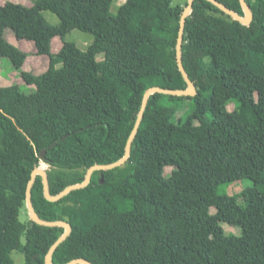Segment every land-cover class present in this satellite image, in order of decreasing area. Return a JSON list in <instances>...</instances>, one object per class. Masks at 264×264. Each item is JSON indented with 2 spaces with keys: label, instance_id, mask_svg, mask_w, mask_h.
I'll list each match as a JSON object with an SVG mask.
<instances>
[{
  "label": "trees",
  "instance_id": "1",
  "mask_svg": "<svg viewBox=\"0 0 264 264\" xmlns=\"http://www.w3.org/2000/svg\"><path fill=\"white\" fill-rule=\"evenodd\" d=\"M219 1L245 15L240 0ZM246 1L249 24L194 0L182 62L196 92L151 93L122 165L94 170L86 186L55 201L36 175L35 211L71 226L53 264H264V0ZM112 3L0 5V61L9 59V70L32 86L0 84V264H47L66 230L20 219L34 169L48 165L53 196L83 182L92 166L125 155L149 88L188 87L177 60L188 0H125L116 14ZM45 10L60 21L51 24ZM76 28L94 35L86 50L66 38ZM8 33L33 41L48 68L25 70L28 52ZM55 36L63 41L58 52ZM240 180L251 184L219 192Z\"/></svg>",
  "mask_w": 264,
  "mask_h": 264
},
{
  "label": "water",
  "instance_id": "2",
  "mask_svg": "<svg viewBox=\"0 0 264 264\" xmlns=\"http://www.w3.org/2000/svg\"><path fill=\"white\" fill-rule=\"evenodd\" d=\"M213 3H215L220 9H222L224 12H226L227 14L233 16L235 19L245 23V24H249L250 21L252 20V10L249 6V4L247 3L246 0H240L241 5L243 7L244 10V16L238 14L237 12L233 11L232 9H230L229 7H227L226 5H224L223 3H221L219 0H210ZM193 2L194 0H188V5L185 7L181 20H180V29H179V35H178V43H177V60H178V64L180 67V70L182 71L185 80L188 83V87L186 89H166V88H161V87H151L148 89V91L145 93L144 95V99H143V103H142V107L135 125V128L128 140L127 146H126V153L125 155L118 161L110 163V164H97L92 166L91 168H89L86 177L84 179L83 182L81 183H77V184H72L69 185L67 188H65L62 192H60L58 195H51L50 191H49V183H48V177H47V173L46 171L41 168L38 167L36 169L33 170L32 172V176L31 179L29 181L28 184V188H27V202L26 205L28 206L29 211L31 212V216L32 219L40 224H44V225H48V226H53V225H64L66 230L64 232V234L54 243V245L52 246V248L50 249L47 257H46V262L47 264H53L51 261L52 258V254L55 250V248L58 246V244L66 238V236L70 233L71 231V226L69 223L64 222V221H46L43 220L42 218H40V216L38 215V213L35 211L33 204H32V200H31V186L34 182V179L36 177L37 174H41L43 176V180H44V192H45V196L52 201L58 200L60 199L62 196H64L65 194H67L68 192H70L71 190L74 189H78V188H82L84 186H86L92 177V173L94 172V170L96 169H107V168H113L115 166L118 165H122L126 159L129 157L130 155V151H131V144H132V139L134 137V135L136 134V131L138 129V126L141 122L142 119V115L146 106V102L148 99V96L156 91H160V92H167V93H171V94H179V95H193L196 92L195 86L192 82V80L190 79L189 75L187 74V71L183 65L182 62V43H183V33H184V25L186 22V19L188 17V15L192 12L193 10ZM46 153V149H44L41 152L42 157H44ZM76 263H85V264H92L91 262H89L88 260H84V259H75L72 260L71 262L67 263V264H76Z\"/></svg>",
  "mask_w": 264,
  "mask_h": 264
},
{
  "label": "rangeland",
  "instance_id": "3",
  "mask_svg": "<svg viewBox=\"0 0 264 264\" xmlns=\"http://www.w3.org/2000/svg\"><path fill=\"white\" fill-rule=\"evenodd\" d=\"M6 1H9V0H0V5L5 3ZM16 1H19V0H16ZM20 1H24V2L28 3L29 5L33 4V2H34V0H20ZM124 1L125 0H113V3L111 5V12L116 14L118 12L119 7L121 6V4L124 3ZM178 1L179 0H174V4H176ZM44 15L51 24H55V23H58L60 21L58 15L51 10H45ZM66 38L69 41L76 42V44L81 49L86 50L88 45L93 42L94 35L90 32L83 31V30L76 28V29L72 30L71 32H69L67 34ZM21 46H22L23 50L28 52V56L30 58L29 60H31V61H27V63L39 65L38 66L39 68L35 69L34 71H37L39 73V72L43 71L48 66L49 58L47 56H44L43 54L42 55L36 54V47H35V44L33 42H30V44L29 43L21 44ZM97 57H98V59H101L104 57V54L100 53V54H98ZM11 65H12L11 62L7 58H4L2 61H0V84L1 85H10L14 82H21L22 84H24L23 79L19 76V74L16 70H9ZM31 71L34 72L33 70H31ZM31 87L32 86L26 85V84L22 85V89L25 92H30ZM228 108L230 111H232L234 109L233 103H230ZM43 167L45 170L48 168V165L45 163H42L41 168H43ZM171 170H172V167H167L166 173L167 174L170 173ZM250 184H251V182L248 180H240V181H236L234 183L228 184V185L224 184V185L220 186L219 192H221V193L227 192L228 194H239L246 186H248ZM27 209H28V206H27ZM212 211L214 212L215 208H212ZM29 218L30 219L32 218L31 212L29 211V209L26 210L25 207L22 208V211L20 213V219L23 222H27L29 220ZM223 225H224V228L226 229L227 232H234V233L237 232V229L233 228L232 226H230L226 223H224ZM16 259H18L17 261L19 263L20 258L16 257Z\"/></svg>",
  "mask_w": 264,
  "mask_h": 264
},
{
  "label": "crops",
  "instance_id": "4",
  "mask_svg": "<svg viewBox=\"0 0 264 264\" xmlns=\"http://www.w3.org/2000/svg\"><path fill=\"white\" fill-rule=\"evenodd\" d=\"M12 1H14V2H21V3H24V4H26V5H29L28 3H26V2H24V1H16V0H12ZM30 5H32V4H30ZM8 39L13 43V44H15V45H17V46H19L20 48H22V46H21V44H26V43H29L30 44V42H33V41H29V40H18L16 37H15V35L13 34V33H8ZM34 43V42H33ZM63 46V41H62V39L59 37V36H55L53 39H52V51L53 52H58L60 49H61V47ZM23 49V48H22ZM44 56H47L48 57V55H45L44 54ZM49 58V57H48ZM30 58H29V56H28V58H27V60H26V62L24 63V65H23V68L25 69V70H28V71H31V70H35V69H38L39 67V65H34V64H32V63H27V61H31V60H29ZM48 66H49V62H48ZM48 66L43 70V71H41V72H37V71H34V73H36V74H40V73H42V72H44L47 68H48ZM18 83H21V82H18Z\"/></svg>",
  "mask_w": 264,
  "mask_h": 264
}]
</instances>
